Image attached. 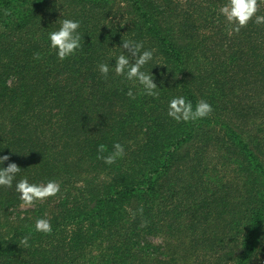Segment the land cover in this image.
I'll return each mask as SVG.
<instances>
[{
    "label": "trees",
    "instance_id": "1",
    "mask_svg": "<svg viewBox=\"0 0 264 264\" xmlns=\"http://www.w3.org/2000/svg\"><path fill=\"white\" fill-rule=\"evenodd\" d=\"M225 3L0 0L3 166L61 186L31 205L0 187V264H264V136L246 125L264 112V24L232 32ZM62 18L80 21L82 40L59 60L47 36ZM123 41L153 51L142 70L158 96L99 72L127 55ZM176 95L213 111L176 122ZM114 142L125 154L107 165ZM40 217L50 233L35 231Z\"/></svg>",
    "mask_w": 264,
    "mask_h": 264
},
{
    "label": "clouds",
    "instance_id": "2",
    "mask_svg": "<svg viewBox=\"0 0 264 264\" xmlns=\"http://www.w3.org/2000/svg\"><path fill=\"white\" fill-rule=\"evenodd\" d=\"M258 0H227L220 9L219 14L232 26L231 30L234 33H239L241 28L245 27L249 20L253 17L254 23L264 24V15H257ZM80 21L73 18H62L58 28L48 33L47 39L50 48L55 50V54L59 60H64L73 56L81 47L82 36L78 31ZM121 48L127 50V55L120 54L115 57V63L101 62L98 65V70L102 76L107 77L110 70L114 68L117 75H123L128 80H136L143 86L146 95L158 96V87L154 83L152 73L143 71L144 65L148 64L153 58V51L144 49L142 43L133 41H123ZM125 52V51H124ZM129 57H132L130 62ZM127 95L133 96L131 89ZM213 111L212 105L205 99H200L193 107L190 100L183 95L173 96L167 104V115L176 122H189L198 119L206 118ZM113 151L105 156H101L104 163L107 165L114 164L116 160L123 157L125 149L119 142H114L112 145ZM98 152L104 153L105 146L99 145ZM9 160L7 154L0 155V187L14 188L18 194V199L25 205H31L37 201H43L48 197L57 195L60 192V183L54 179H48L43 182H30L27 177L16 179L21 168L15 162H9L6 166L5 161ZM15 181V183H14ZM35 231L48 234L52 231V225L48 218L40 217L35 221ZM29 237L25 236L22 244L28 246Z\"/></svg>",
    "mask_w": 264,
    "mask_h": 264
},
{
    "label": "rangeland",
    "instance_id": "3",
    "mask_svg": "<svg viewBox=\"0 0 264 264\" xmlns=\"http://www.w3.org/2000/svg\"><path fill=\"white\" fill-rule=\"evenodd\" d=\"M260 119H263V124L259 123V120ZM247 127H248V131L251 133V135H255L257 138H261L262 136H264V131H259V129H262L264 130V112L263 113H260L258 116H257V121H256V124L254 125H250V123L246 124ZM210 151V150H209ZM217 153L214 152L213 150H211L209 152V158L208 160L210 162H215L216 161V158H217ZM25 208V206H21V208ZM150 240L152 241V243H158L161 241L160 238L158 237H153V238H150Z\"/></svg>",
    "mask_w": 264,
    "mask_h": 264
}]
</instances>
